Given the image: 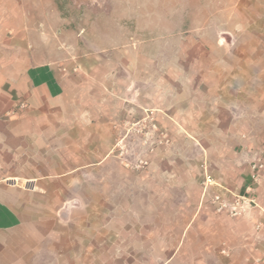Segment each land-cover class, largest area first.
Segmentation results:
<instances>
[{
    "label": "rangeland",
    "instance_id": "374dc122",
    "mask_svg": "<svg viewBox=\"0 0 264 264\" xmlns=\"http://www.w3.org/2000/svg\"><path fill=\"white\" fill-rule=\"evenodd\" d=\"M10 2L54 30L69 93L103 123L93 147L107 158L77 186L79 222L54 225L70 249L56 264H195L218 217L255 216L264 171L254 182L252 162L264 150L249 151L260 134L244 123L259 96L234 92L242 64L217 45L227 20L214 0ZM243 196L255 203L233 210Z\"/></svg>",
    "mask_w": 264,
    "mask_h": 264
},
{
    "label": "crops",
    "instance_id": "0c3cea01",
    "mask_svg": "<svg viewBox=\"0 0 264 264\" xmlns=\"http://www.w3.org/2000/svg\"><path fill=\"white\" fill-rule=\"evenodd\" d=\"M214 6L213 15L227 20L215 24L221 34L217 45H227L229 61L242 64L233 71L235 94L259 96L244 123L246 132L259 129L260 134L257 148L248 146L249 151L264 150V0H214ZM33 23L10 0H0V264L59 262L70 249L68 243L59 247L54 225L79 222L72 214L77 186L81 189L92 167L107 158L106 150L101 154L93 147L101 135L96 129L103 127L92 114L95 108L74 100L71 77L57 67V34L42 17ZM263 200L264 185L260 210L251 219L218 217L219 226L211 232L217 241L204 245L195 264H264ZM227 222L226 230L220 223ZM70 237L75 238L66 240ZM222 242L227 254L221 252ZM165 264L175 262L171 258Z\"/></svg>",
    "mask_w": 264,
    "mask_h": 264
},
{
    "label": "built area",
    "instance_id": "2783aa9c",
    "mask_svg": "<svg viewBox=\"0 0 264 264\" xmlns=\"http://www.w3.org/2000/svg\"><path fill=\"white\" fill-rule=\"evenodd\" d=\"M263 171H264V153L263 156L254 158L252 162V180L254 182H257L260 179V175ZM241 203L243 205L242 207L248 208L252 206L253 203H255V200L254 198L243 196L242 200H238L236 201V203H234L235 205L233 206V210H236L238 208V205H241Z\"/></svg>",
    "mask_w": 264,
    "mask_h": 264
}]
</instances>
